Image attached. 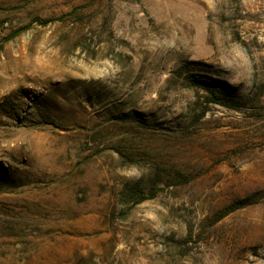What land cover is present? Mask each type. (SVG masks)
<instances>
[{
	"label": "rangeland",
	"instance_id": "obj_1",
	"mask_svg": "<svg viewBox=\"0 0 264 264\" xmlns=\"http://www.w3.org/2000/svg\"><path fill=\"white\" fill-rule=\"evenodd\" d=\"M0 264H264V0H0Z\"/></svg>",
	"mask_w": 264,
	"mask_h": 264
}]
</instances>
